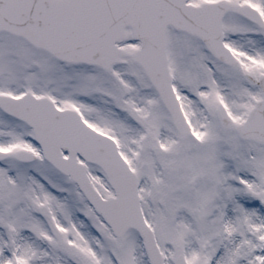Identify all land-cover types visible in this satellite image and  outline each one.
Listing matches in <instances>:
<instances>
[{
	"label": "snow or ice",
	"instance_id": "obj_1",
	"mask_svg": "<svg viewBox=\"0 0 264 264\" xmlns=\"http://www.w3.org/2000/svg\"><path fill=\"white\" fill-rule=\"evenodd\" d=\"M0 264H264V0H0Z\"/></svg>",
	"mask_w": 264,
	"mask_h": 264
}]
</instances>
